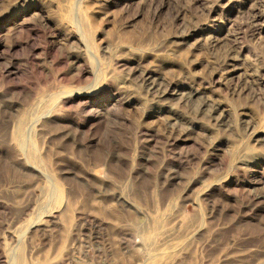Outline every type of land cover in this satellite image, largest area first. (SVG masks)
Wrapping results in <instances>:
<instances>
[{
    "label": "rangeland",
    "instance_id": "obj_1",
    "mask_svg": "<svg viewBox=\"0 0 264 264\" xmlns=\"http://www.w3.org/2000/svg\"><path fill=\"white\" fill-rule=\"evenodd\" d=\"M0 264H264V0H0Z\"/></svg>",
    "mask_w": 264,
    "mask_h": 264
},
{
    "label": "bare ground",
    "instance_id": "obj_2",
    "mask_svg": "<svg viewBox=\"0 0 264 264\" xmlns=\"http://www.w3.org/2000/svg\"><path fill=\"white\" fill-rule=\"evenodd\" d=\"M151 83V82H150ZM156 86V85H155Z\"/></svg>",
    "mask_w": 264,
    "mask_h": 264
}]
</instances>
